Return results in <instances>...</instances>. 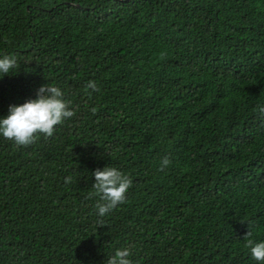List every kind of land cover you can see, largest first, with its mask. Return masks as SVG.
<instances>
[{
	"label": "trees",
	"instance_id": "trees-1",
	"mask_svg": "<svg viewBox=\"0 0 264 264\" xmlns=\"http://www.w3.org/2000/svg\"><path fill=\"white\" fill-rule=\"evenodd\" d=\"M9 54L0 115L45 83L74 115L26 146L0 137V264H106L117 248L132 264H257L264 0H0ZM104 166L131 186L98 217Z\"/></svg>",
	"mask_w": 264,
	"mask_h": 264
},
{
	"label": "clouds",
	"instance_id": "clouds-1",
	"mask_svg": "<svg viewBox=\"0 0 264 264\" xmlns=\"http://www.w3.org/2000/svg\"><path fill=\"white\" fill-rule=\"evenodd\" d=\"M17 68V57L14 54L0 55V78L12 74ZM87 88L98 91L96 83L87 82ZM74 115L64 99V93L59 86L42 84L36 90L34 98H28L19 104H9L7 113L0 115V137L12 141L17 146H26L34 142L39 134L50 137L55 132V126L62 124ZM169 164L167 157L160 162V167ZM94 182L93 195L99 197L95 204L98 217H103L118 204L125 201L126 193L131 186L130 178L118 168L104 166L92 172ZM71 177H65V183L71 182ZM248 236L251 235L247 232ZM251 257L257 264H264V240L254 242L247 240ZM128 248H117L109 256L106 264H132Z\"/></svg>",
	"mask_w": 264,
	"mask_h": 264
}]
</instances>
